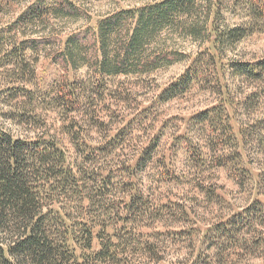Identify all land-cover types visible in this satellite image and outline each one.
I'll use <instances>...</instances> for the list:
<instances>
[{"label": "trees", "instance_id": "16d2710c", "mask_svg": "<svg viewBox=\"0 0 264 264\" xmlns=\"http://www.w3.org/2000/svg\"><path fill=\"white\" fill-rule=\"evenodd\" d=\"M221 1L159 0L121 9L96 26L88 20L84 29L62 40L50 23L87 17L76 0H0V16L22 9L15 21L0 26V51H5L0 69L14 72L0 91V104L9 107L0 112V264H174L164 258L162 233L144 231L148 219L181 211L171 203L155 208L150 188L139 183L140 173L157 159L160 140L132 156V122L111 134L88 106H95L94 98L104 95L114 78L146 76L186 61L190 56L174 44V35L211 41L217 53H199L161 97L187 92L201 71L217 65L218 56L252 32L248 26L221 24ZM248 5L251 19L264 21V4L249 0ZM43 53L67 75L40 95L36 63ZM81 69H87L86 78L70 79L71 72ZM230 69L235 77L260 80L264 59L232 61ZM48 102L60 117L58 128L38 113ZM81 112L83 120L74 118ZM3 117L29 126L35 135L13 134ZM228 118L224 109H213L195 119L231 130ZM94 131L105 136L95 139ZM220 157L225 165L231 159ZM235 177L243 186L249 178L245 173ZM205 243L213 254L197 256L191 264H230L238 254L264 250V203L255 201L216 224L205 234Z\"/></svg>", "mask_w": 264, "mask_h": 264}, {"label": "rangeland", "instance_id": "374dc122", "mask_svg": "<svg viewBox=\"0 0 264 264\" xmlns=\"http://www.w3.org/2000/svg\"><path fill=\"white\" fill-rule=\"evenodd\" d=\"M76 1L89 17L52 20L51 27L62 40L89 23L96 26L102 18L121 9L159 0ZM263 1L253 0L256 4H264ZM248 4L249 0L218 2V7H222L221 24L248 26L252 32L233 50L218 56L217 65L201 71L184 94L168 100L161 97L166 88L186 73L199 53H217L211 41L194 42L191 38L174 35V44L190 56L186 61L146 76L114 78L108 91L94 98L95 106L93 103L88 106L92 112H97L95 118L106 122L105 129L113 130L111 134L116 128L132 122V149L128 151L132 156H138L139 150L149 142L160 140L157 159L140 173L139 183L150 188L147 193L156 199L155 208L160 210L161 203H171L172 208L181 210L178 215L161 213L155 221L148 219L150 227L144 229L147 233H162L165 241L161 249L166 263L191 264L197 256L208 258L213 254V249L209 250L208 244H203L208 230L232 215L242 213L255 201L264 203V78L235 77L230 69L232 61L253 63L264 59V21L258 23L251 19ZM21 10L17 8L9 15H1L0 26L15 21ZM4 53V50L0 51V57ZM2 70L0 91L12 82L8 75L14 74ZM36 74L40 95L48 86L62 83L67 75L46 53L36 63ZM87 75V69H81L71 72L70 79L74 76L84 79ZM28 88L33 86L28 85ZM37 104L35 106H40ZM51 107L49 102L45 103L38 113L46 115L50 124L58 128L60 117ZM8 109L0 104V112ZM213 109L227 112L231 130H226L228 126L223 127L220 123L215 126L196 121L199 113ZM84 115L83 112L75 113L74 118L83 120ZM2 122L17 136L35 135L29 126H18L4 117ZM104 131H94L92 137L103 138ZM218 140L223 143L219 144ZM223 155L231 156L226 165L220 157ZM239 173L249 177L244 186L235 177ZM230 264H264V250L260 249L257 254H238Z\"/></svg>", "mask_w": 264, "mask_h": 264}]
</instances>
